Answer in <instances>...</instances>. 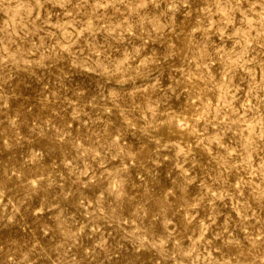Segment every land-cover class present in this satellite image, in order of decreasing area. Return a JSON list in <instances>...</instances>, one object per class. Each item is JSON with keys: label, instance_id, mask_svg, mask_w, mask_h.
<instances>
[{"label": "clouds", "instance_id": "clouds-1", "mask_svg": "<svg viewBox=\"0 0 264 264\" xmlns=\"http://www.w3.org/2000/svg\"><path fill=\"white\" fill-rule=\"evenodd\" d=\"M0 11V264H264V0Z\"/></svg>", "mask_w": 264, "mask_h": 264}, {"label": "rangeland", "instance_id": "rangeland-1", "mask_svg": "<svg viewBox=\"0 0 264 264\" xmlns=\"http://www.w3.org/2000/svg\"><path fill=\"white\" fill-rule=\"evenodd\" d=\"M8 16L7 13L0 11V21L6 19ZM178 20L181 19V17H177ZM38 85H36L35 81H32V88L26 89V95H33V89H37ZM10 104V108L14 109L15 111H21L24 107L23 104H19L17 105L16 102L14 101H9ZM0 119H4L3 116H0ZM77 125H73V127H76ZM214 150V149H213ZM198 160L200 161L201 165L203 168L207 169L208 166V162L203 159V155H198ZM165 168H167V165L164 166ZM187 167V166H186ZM199 172V175H204V172ZM193 175H197V173H193ZM176 179V172L175 170H171L170 171V179L169 178H165L164 176V169L162 168L160 170V172L158 173V179L155 181V183L157 184V188L155 189V195H154V199L156 200V202L158 204H161V206L163 205V201L159 199V197L162 195V192L164 189L166 188H171L172 187V181H174ZM227 182V181H226ZM67 187V185H66ZM201 187H203V192L205 194H207L209 191L214 190L213 189V185L211 183V179H209L207 181L206 185H203L202 182H200L199 180L197 182H194L192 185L188 186L185 189L186 194L187 193H196L197 195H200L201 193ZM84 195H87V193H83ZM226 197H231L232 193L231 192H227ZM40 204V201L38 200H33L31 207H38ZM244 204V201L239 200V201H233L231 199H225L223 201V205H227L228 207L226 208L225 211H222L220 213V215L217 218V223L218 224H223L225 221V217H231L232 219H238L239 218V214L241 213V205ZM174 206V203H173ZM217 206L221 207V202H217ZM71 211L73 212V214H76V210L73 208L71 209ZM51 215L50 212H45L44 216L41 217L42 220H47L49 223H51V221L49 220V216ZM19 219V217L17 218ZM25 219L27 220V222L29 224L33 223V217L28 215L25 217ZM196 219H205L203 212H201L199 215L196 216ZM138 222L133 221V228L136 226ZM195 223V221L193 222ZM3 222H0V226H2ZM149 227L154 230V231H162V226L157 224V223H152L151 225H149ZM133 228H129L128 230L131 231L133 230ZM12 231H17V229H12ZM108 231H111V228H108ZM6 234V233H5ZM113 235H115V233H113ZM217 253H213V256H216ZM150 256V253L145 251L142 253V260L144 262V264H148V257Z\"/></svg>", "mask_w": 264, "mask_h": 264}]
</instances>
